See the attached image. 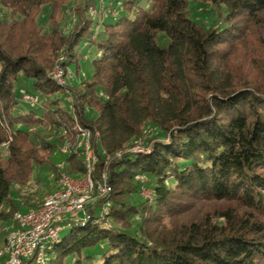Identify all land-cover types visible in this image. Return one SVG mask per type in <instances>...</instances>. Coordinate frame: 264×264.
I'll return each mask as SVG.
<instances>
[{
  "label": "trees",
  "instance_id": "16d2710c",
  "mask_svg": "<svg viewBox=\"0 0 264 264\" xmlns=\"http://www.w3.org/2000/svg\"><path fill=\"white\" fill-rule=\"evenodd\" d=\"M102 1L0 0L13 12L0 22V207L10 208L0 220L21 210L11 194L36 167L58 171L51 154L64 141L66 172L87 173L79 143L88 129L92 178L105 174L110 191L47 264H264V67L236 75L231 57L264 25V0H208L225 9L213 27L191 16L188 0ZM65 8L76 16L69 33L57 16ZM17 26L25 30L13 41ZM55 65L79 82L58 83ZM135 139L144 151L131 150ZM148 184L153 197L141 199Z\"/></svg>",
  "mask_w": 264,
  "mask_h": 264
},
{
  "label": "built area",
  "instance_id": "2783aa9c",
  "mask_svg": "<svg viewBox=\"0 0 264 264\" xmlns=\"http://www.w3.org/2000/svg\"><path fill=\"white\" fill-rule=\"evenodd\" d=\"M26 98L36 101V97L26 95ZM81 130L80 154L84 157L87 173L81 178L74 177L63 165H58V171L51 174L54 190L40 204L14 213L13 223L0 247V264H47L54 257L55 247L64 239L61 231L89 219V207L109 193L105 174L102 175L104 180L92 178L98 158L90 144L91 131ZM109 205L101 207L102 218L109 212Z\"/></svg>",
  "mask_w": 264,
  "mask_h": 264
},
{
  "label": "rangeland",
  "instance_id": "374dc122",
  "mask_svg": "<svg viewBox=\"0 0 264 264\" xmlns=\"http://www.w3.org/2000/svg\"><path fill=\"white\" fill-rule=\"evenodd\" d=\"M109 0H103L101 2V8L105 9L108 5ZM189 1V11L193 18L205 24L206 27H213L220 23L222 16L225 15V9L219 8L208 0H188ZM107 12L109 10H106ZM48 7L45 6L43 11L37 16V28L41 32L46 31L49 27L48 18ZM12 9L8 6L0 5V22H7L8 24L12 23ZM60 14V15H59ZM57 16L60 21V28L62 32L69 33L74 23L76 22V16L69 10L64 9ZM57 18L56 16H54ZM30 24V23H29ZM25 28L17 26V33L13 36L11 35L13 41H17L18 34L24 32ZM231 57H234V62L236 66V75L253 73L257 74L260 72V68L264 67V25L256 27L253 33H248L243 40L236 42L235 47H233V52ZM89 54L85 56V63L83 72L85 77L88 74H91L92 66ZM50 74L53 78L63 86L68 88V85H75L79 82L78 76H75L72 72H66L59 66L55 65L54 68L50 71ZM25 88L31 90L32 86L30 83H25ZM68 90V89H67ZM71 99V96L68 97ZM25 109L29 110L30 107L25 105ZM40 112L41 110L38 107L33 108ZM31 130L37 131L38 129L31 128ZM48 128L41 127L39 132H42L47 140L53 141L54 135H52ZM152 130L146 128L144 134H150ZM133 142H137L139 145L134 149L135 152L144 151L142 141L135 139ZM71 149L72 146L66 141H64L55 151L51 154L52 159L50 162H54L55 167L58 168V165H63L64 168L67 166L66 161L64 160L68 151L66 149ZM8 154L7 147L3 146L2 155L6 156ZM56 168V169H57ZM56 171H50L46 166L43 168H35L33 172L32 179L27 182L25 185H16L14 187V192L11 194V198L16 205H19L21 209H27L34 205L40 204L43 198L55 188V181L51 177V174ZM142 181L148 183V179L143 177ZM146 183V184H147ZM150 183V182H149ZM150 185H152L150 183ZM16 193V195H15ZM24 197L30 198L31 202L29 204L25 203ZM141 199H151L153 197V189L149 184L143 186L141 193ZM4 208L7 212L10 210L9 206L0 207ZM101 208L97 209L99 213ZM14 216V214H13ZM13 216L10 217L7 221L0 220V247L3 246L8 230L11 227L13 222ZM71 232V228L67 227L61 231L63 238L67 237Z\"/></svg>",
  "mask_w": 264,
  "mask_h": 264
},
{
  "label": "water",
  "instance_id": "95a60500",
  "mask_svg": "<svg viewBox=\"0 0 264 264\" xmlns=\"http://www.w3.org/2000/svg\"><path fill=\"white\" fill-rule=\"evenodd\" d=\"M138 145H139V144H137L136 146H138ZM136 146L133 147L131 150L134 151V149L136 148ZM104 196H105V195H104ZM102 197H103V196H102ZM98 199H99V198H98ZM98 199H96V201L94 202V204L97 202ZM94 204H92L90 207H92ZM106 204H108V203H106ZM106 204H104V205H106ZM104 205H103V206H104ZM90 207H89V210H90ZM89 216H90V215H89Z\"/></svg>",
  "mask_w": 264,
  "mask_h": 264
}]
</instances>
